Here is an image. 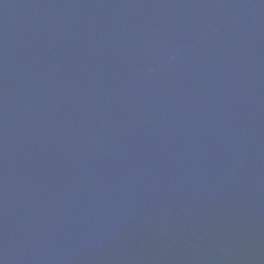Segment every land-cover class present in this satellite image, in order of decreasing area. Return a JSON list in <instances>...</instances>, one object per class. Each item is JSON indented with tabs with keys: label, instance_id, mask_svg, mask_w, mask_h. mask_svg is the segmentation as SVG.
I'll return each instance as SVG.
<instances>
[{
	"label": "water",
	"instance_id": "1",
	"mask_svg": "<svg viewBox=\"0 0 264 264\" xmlns=\"http://www.w3.org/2000/svg\"><path fill=\"white\" fill-rule=\"evenodd\" d=\"M0 264H264V0H0Z\"/></svg>",
	"mask_w": 264,
	"mask_h": 264
}]
</instances>
